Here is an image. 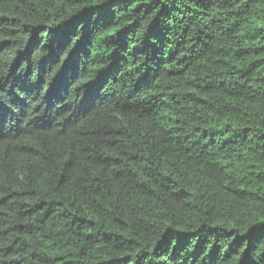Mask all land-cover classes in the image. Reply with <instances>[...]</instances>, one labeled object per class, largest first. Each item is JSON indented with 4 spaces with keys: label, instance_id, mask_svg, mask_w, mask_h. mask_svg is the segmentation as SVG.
Returning <instances> with one entry per match:
<instances>
[{
    "label": "trees",
    "instance_id": "16d2710c",
    "mask_svg": "<svg viewBox=\"0 0 264 264\" xmlns=\"http://www.w3.org/2000/svg\"><path fill=\"white\" fill-rule=\"evenodd\" d=\"M0 264H264V0H0Z\"/></svg>",
    "mask_w": 264,
    "mask_h": 264
}]
</instances>
